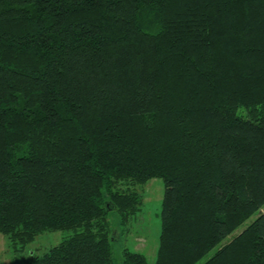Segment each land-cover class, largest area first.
<instances>
[{"label": "trees", "instance_id": "16d2710c", "mask_svg": "<svg viewBox=\"0 0 264 264\" xmlns=\"http://www.w3.org/2000/svg\"><path fill=\"white\" fill-rule=\"evenodd\" d=\"M154 178V264H264V0H0V233L71 232L26 264H151Z\"/></svg>", "mask_w": 264, "mask_h": 264}, {"label": "rangeland", "instance_id": "374dc122", "mask_svg": "<svg viewBox=\"0 0 264 264\" xmlns=\"http://www.w3.org/2000/svg\"><path fill=\"white\" fill-rule=\"evenodd\" d=\"M138 189L143 195L141 210L128 230L122 232L121 228L118 227L115 232V237L118 240V247L120 249L130 248L140 251L148 256L151 264H154L158 248V239L161 232V209L165 186L162 179L154 178ZM257 216L258 213L254 214L223 243H226L240 233ZM70 233L68 231L44 232L37 236L27 246L25 251H16L14 246L10 245L8 238L0 233V264H26V260L30 259L32 254H42L48 251L52 246L69 236ZM217 248L213 249L201 262L214 254Z\"/></svg>", "mask_w": 264, "mask_h": 264}]
</instances>
